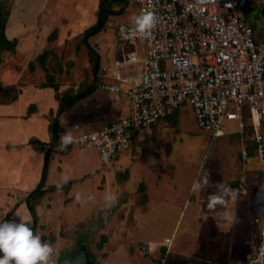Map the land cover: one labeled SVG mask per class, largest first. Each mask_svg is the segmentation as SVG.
I'll return each mask as SVG.
<instances>
[{"label": "crops", "instance_id": "0c3cea01", "mask_svg": "<svg viewBox=\"0 0 264 264\" xmlns=\"http://www.w3.org/2000/svg\"><path fill=\"white\" fill-rule=\"evenodd\" d=\"M100 2L101 0H56L53 7L56 11L66 5V8L57 15L50 7V0H13L9 8L8 19L5 22V37L8 41H16L15 53L22 59L33 56L35 52L41 53L43 51L44 53L49 42L55 40L49 38L52 30L59 29L62 40L70 31L80 34L93 26L97 22ZM42 15L45 16V38L39 39L34 31L37 28L38 19ZM3 78L9 82L3 86V89L16 86L18 94L14 101L0 102V223L22 219L33 229V218L27 208L25 198L41 180L44 154L40 147L31 145L30 141L39 139L46 144L50 143L49 127L53 118L57 116L59 101L53 88H42V84L27 86L19 83L21 77L17 71H8L4 73ZM98 91L108 93L100 88ZM104 99L107 100V98ZM113 99L117 101L114 95ZM125 99L127 100V98ZM83 102L77 103L68 113L59 117V121L65 130L62 135L67 130L65 125L67 122L65 121L74 112L80 111L79 114L82 117H93V114L96 113L92 111V105L89 112L87 111L88 108L78 109V106ZM105 105L109 109L111 108L110 103ZM128 107L127 100L125 114ZM101 114L102 117H110L113 113L108 110V112ZM122 116H118V118ZM157 130L158 125L148 139L153 138ZM222 136H224V132ZM75 146L63 150L58 147L52 156L46 182L47 193L36 208L39 221L41 224L45 223V232L46 230L53 232V229H56L57 233L60 234L62 226L69 225L67 221L65 222V214L71 208L74 210L73 217H76L75 227L80 226L83 221H88V219L90 223L87 226L90 228L95 226L93 223L97 218L99 209L91 204V194L83 192L82 188L77 194L71 193L74 186H81L85 180L83 168H79L76 178L66 183L52 182L57 170L67 169V158L78 152L84 159L87 157L86 152L89 150L77 146L76 149ZM239 147L236 157L240 160V166L229 163V167L224 169L216 183L211 186L208 185L209 188L205 186L193 191L194 182L190 187L186 186L179 194L176 182L171 183V180L169 187L172 194L163 196V194L160 195L159 189L164 184H161L159 178L153 181V193H151V187L144 178L135 186L141 193L138 206L126 205L123 207L128 212L123 214L120 223L128 226L136 212V216L137 213H140V222L144 216L148 218L149 222H151L150 219L154 222L158 219L159 224H167L165 215L168 213H175V216L171 217V219L174 218L175 222V217L177 214L179 215L178 212H187L191 221L184 229V238L179 239L177 236L170 235L168 229L167 232H163L162 226L148 229L149 226L146 227L145 224L149 223L144 222L140 225V238L129 242L124 238H122L123 240L115 239L118 232L115 228L110 230L108 224L106 230L110 231L106 232L107 240L104 246H100V257L96 262L89 257L92 264H160L161 259H163V264H235L238 261L246 260L255 251L256 231H254L255 241L252 245L250 244L253 228L255 229L253 223L256 218L264 216V204L261 201L262 198H255L254 195L250 197V187L254 190L255 186L256 191H259L256 187L259 176L254 175V168H250V157L246 161L247 166H243L241 145ZM99 170L102 171L103 169L100 168ZM97 173V170L93 169L91 175ZM111 174L109 178L113 177L112 172ZM131 178L127 180V183ZM68 183L70 186H66ZM245 183H248L247 191L243 192ZM58 186L60 187L58 188ZM212 195H218L224 203L209 208V197ZM128 196L130 197V195ZM131 201L132 199H127V202L130 203ZM125 202L126 199H124ZM136 216V220H133L135 226H137ZM125 217L128 218V221H125ZM130 228L128 226L129 230ZM35 231L37 233V229ZM199 233L202 236L206 235L205 242L201 244L194 241L197 239L194 235ZM60 237L56 241V248L63 254L69 252L66 257L69 260H74L76 257L73 251L76 250V246L67 244L66 241L68 240L63 242ZM141 243L150 244L152 249L150 254L142 253L139 249ZM84 247L88 248L86 245ZM52 260H55V255H53Z\"/></svg>", "mask_w": 264, "mask_h": 264}, {"label": "built area", "instance_id": "2783aa9c", "mask_svg": "<svg viewBox=\"0 0 264 264\" xmlns=\"http://www.w3.org/2000/svg\"><path fill=\"white\" fill-rule=\"evenodd\" d=\"M263 1L128 0V11L152 12L157 18L147 39L136 35L133 24H118L119 40L134 50L103 69L99 88L117 101L127 98L128 111L80 135L78 147L95 150L101 169L110 168L150 137L160 121L188 104L205 132L222 136L225 123L237 122L243 166L251 139L264 180V47L243 12L249 3ZM253 224L255 251L235 264H264V216ZM139 249L145 255L152 251L149 243Z\"/></svg>", "mask_w": 264, "mask_h": 264}, {"label": "rangeland", "instance_id": "374dc122", "mask_svg": "<svg viewBox=\"0 0 264 264\" xmlns=\"http://www.w3.org/2000/svg\"><path fill=\"white\" fill-rule=\"evenodd\" d=\"M11 2H13V0H0V9L2 12L0 22L2 24L6 22L4 20V15L9 12V8L12 4ZM55 2L56 0H50V7L54 14L58 15L66 8V5L62 4L64 6L56 11V9L53 8ZM112 8L115 11L119 10L116 6ZM243 12L246 21L255 31L256 41L264 47V1L249 3L244 7ZM136 15L139 14H133L131 11L127 10L123 15L110 16L104 30L90 39L89 42L100 54L101 64L105 69L113 66L116 62L122 60L126 54L134 50V48L123 44L119 40L117 26L122 23L133 24L131 18ZM52 31L55 40L49 42L47 46L44 66L38 61V56L41 55L43 51L41 53L35 52L33 56L22 59L15 53L16 49L14 51H8L0 46V89H3V86L9 83L3 78L4 73L8 71H17L19 77H21L19 83L27 86H39L46 83L49 73L58 84L61 94L67 90L77 91L81 87V89H84L95 80L96 77L93 73L94 65L83 43L82 33L84 31L80 34L70 31L62 40L60 38L61 34L59 29ZM34 32L39 39L45 38V16L42 15L39 17L37 28H35ZM76 32H78V30H76ZM30 64L34 65V71L30 70ZM97 79L98 82L103 79L100 73ZM1 91L2 90H0V102L3 98ZM104 98H107V100ZM106 103H110V109L105 105ZM91 105L93 107L92 111L97 113H94L93 117H82L79 111L76 113L74 112L73 115L71 114L67 121H65L67 122L65 124L67 126H65L67 129L66 133L70 132L75 138V141L83 133L100 128L109 123L110 120L118 118V116H124L127 100L124 98L122 102H117L114 101L112 94L98 91L95 95H92L88 100L78 106V109L88 108L87 111L89 112ZM108 110H111L113 114L110 117H102L101 113L104 114L106 111L108 112ZM249 124L250 120L248 119L246 120V125ZM222 131L224 132V136L221 137L198 128L192 106L186 104L175 112V114L170 116V118H166L159 122L158 130L153 138L148 139L142 144H135L110 168L103 169L102 171L99 170L101 164L95 150L87 151V157H85V159L80 152L67 158V169L63 170V168H61L57 170L55 179H53L52 182L66 183L65 177H67V181L72 180L76 178L79 173V168H83L85 180L81 186H74L71 193L77 194L80 188H82V191L84 190L83 192L91 194V204L97 206L99 210L96 216L97 218L93 223L95 226L91 228L87 226L90 223L88 219V221H83L80 226L75 227L76 217H73L74 210L71 208V210L67 211L65 214V222L67 221L69 225L62 226L61 235L57 233L56 229H53V232L47 230L45 232V223L41 224L38 219L37 234L41 236L43 242L53 245L55 250L54 264H60L61 261L67 258L66 255L69 253L68 250H66L68 253L63 254L56 248V241L59 239V236H61L60 238L63 239V242L64 240H68L66 241L67 244L76 246V250L73 251L75 257L80 254L82 247L86 245L88 247L87 252L89 257L96 262L100 257V246H104L107 240L106 232L108 230L106 229L108 224L110 230L115 228L118 232H116L118 235H116L115 239L123 240L122 238H124L129 242L140 238V225L144 222L149 223L145 224L146 227L149 226L148 229L162 226L163 232H167L168 229L170 235L174 237L177 236L179 239L184 238V229L191 221L187 212H178L179 215L177 214V217H175V222L174 218L171 219V217L175 216V213H168L165 215L167 224H159L158 219L155 222L150 219L151 222H149L148 218L144 216L140 222V213H137L136 216L135 212L132 218L134 220L136 216L137 226H135L133 220V222H129L128 226L131 227L130 231L128 226L120 223L123 214L128 212V210H124L123 207L126 205H130V207L138 206V199L141 193L138 187L135 186L138 185L143 178L151 187V193H153V181L159 178L162 182L161 184H164V186L159 189V192L160 195L163 194L164 196L171 193V188L169 187V181L171 180V183H173V181L176 182L180 194L186 186L190 187L197 181L201 184V189L205 186L208 187V185H214L224 169L229 167V163L239 167L241 163L236 157V153L240 148L238 123H225L222 127ZM74 143L69 144L66 148L72 147L73 145L78 147V145ZM255 148L256 145L254 141L248 139V151L250 154L249 165L251 169L254 168V175L257 174L259 176L258 183H256V187H258L257 189L259 191H256L255 186L254 190L250 187V197L254 195L255 198H262L261 201L264 204V180L260 172L259 160L255 156ZM93 169L97 170L98 173L92 176L91 172ZM111 172L113 173V177L111 176L109 178V176L112 175ZM129 178H131V180L127 183ZM205 181H207V183H205ZM113 195L117 197V200L112 204L111 208H109L111 204L109 198ZM128 195H130V197ZM128 198L132 199L130 203L127 202ZM124 199H126L125 203ZM125 221H128V218L125 217ZM77 222H79L78 219ZM72 223L74 224L73 226ZM254 231L255 229L253 228L251 245L255 241ZM194 236L197 237L194 241L200 244L205 242V234L202 236V234L199 233Z\"/></svg>", "mask_w": 264, "mask_h": 264}, {"label": "trees", "instance_id": "16d2710c", "mask_svg": "<svg viewBox=\"0 0 264 264\" xmlns=\"http://www.w3.org/2000/svg\"><path fill=\"white\" fill-rule=\"evenodd\" d=\"M127 5H128V0H101L99 10L97 13V22L95 23L94 26L88 28L82 33L83 43L86 46L91 62L94 65L93 73L96 77L95 80L90 85H88L84 89H81L82 88L81 87L77 91L67 90L61 94L59 91L58 84L54 80L53 76L49 75V73L47 75V82L41 85L42 88L50 87L56 91L57 99L59 101V110L57 116L53 118V120L50 123V127H49L50 136H51L50 143L46 144L40 141L39 139H32L30 141L31 145L40 147L41 151L44 154L41 180L37 185V187L32 192H30L28 196L25 198V203L33 218V223H34L33 230L35 233H36L35 230L38 227V216H37L36 208L47 193L46 182H47L50 162L53 154L56 152V149L59 147L60 137L62 136V133H64V129L59 121V117L63 114L68 113L77 103L81 101H85L88 98H90L92 95H94V93H96L97 90L99 89L100 84L104 81V77H103L104 67L101 64L100 54L94 49V47L91 45L89 41L91 38L98 35L104 30L110 16L123 15L127 11ZM113 6L118 7L119 10L117 11L113 10L112 8ZM1 13L2 12L0 11V18H1ZM8 16H9L8 13L4 15L5 21L8 19ZM4 29H5V23L2 24L0 22V46L4 50L14 51L17 43L16 41H8L6 39ZM49 38L50 40H54L55 39L54 33H52ZM45 60H46V51L38 56V61L43 66ZM34 69H35L34 65L30 64V70L34 71ZM99 73L100 76H102L103 78L100 82H98L97 79ZM0 90H2L1 94L3 96L1 102L8 103L16 100L18 94V90L16 86L6 87L5 89H0ZM146 140H148V138L138 142L137 144H142ZM66 186H70V183H68ZM66 186L63 188L65 189Z\"/></svg>", "mask_w": 264, "mask_h": 264}, {"label": "clouds", "instance_id": "9594fccd", "mask_svg": "<svg viewBox=\"0 0 264 264\" xmlns=\"http://www.w3.org/2000/svg\"><path fill=\"white\" fill-rule=\"evenodd\" d=\"M131 20L134 25L133 31L140 39L152 37L153 29L157 24V18L152 12L142 11L139 15L133 16ZM256 116L254 111V120ZM74 142L75 138L67 132L60 137L59 147L63 150ZM65 182H67V177H65ZM200 188L201 184L198 181L193 184V191ZM109 199L111 201L109 208H111L117 197L113 195ZM223 203L224 201L218 195H212L209 197L208 207L213 208ZM54 251L53 245L43 242L41 236L22 219L0 223V264H54L52 260Z\"/></svg>", "mask_w": 264, "mask_h": 264}, {"label": "water", "instance_id": "95a60500", "mask_svg": "<svg viewBox=\"0 0 264 264\" xmlns=\"http://www.w3.org/2000/svg\"><path fill=\"white\" fill-rule=\"evenodd\" d=\"M60 264H92V262L89 259L87 249L85 247H82L80 254L74 260H69L68 258H66L61 261Z\"/></svg>", "mask_w": 264, "mask_h": 264}]
</instances>
